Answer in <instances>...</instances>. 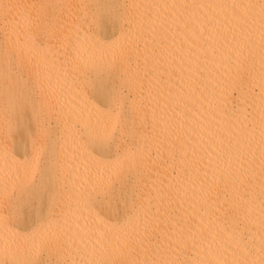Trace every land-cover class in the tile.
Listing matches in <instances>:
<instances>
[{
    "label": "bare ground",
    "instance_id": "6f19581e",
    "mask_svg": "<svg viewBox=\"0 0 264 264\" xmlns=\"http://www.w3.org/2000/svg\"><path fill=\"white\" fill-rule=\"evenodd\" d=\"M0 264H264V0H0Z\"/></svg>",
    "mask_w": 264,
    "mask_h": 264
}]
</instances>
